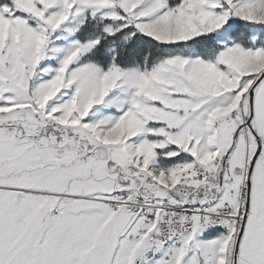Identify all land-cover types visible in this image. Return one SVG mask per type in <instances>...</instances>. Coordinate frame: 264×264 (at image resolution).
<instances>
[{
  "label": "snow or ice",
  "instance_id": "6c2138e0",
  "mask_svg": "<svg viewBox=\"0 0 264 264\" xmlns=\"http://www.w3.org/2000/svg\"><path fill=\"white\" fill-rule=\"evenodd\" d=\"M0 264H264V0H0Z\"/></svg>",
  "mask_w": 264,
  "mask_h": 264
}]
</instances>
